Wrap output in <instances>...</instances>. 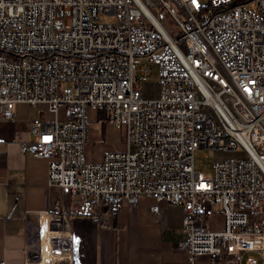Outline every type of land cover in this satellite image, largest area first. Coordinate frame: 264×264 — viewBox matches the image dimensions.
I'll list each match as a JSON object with an SVG mask.
<instances>
[{
  "label": "built area",
  "instance_id": "built-area-1",
  "mask_svg": "<svg viewBox=\"0 0 264 264\" xmlns=\"http://www.w3.org/2000/svg\"><path fill=\"white\" fill-rule=\"evenodd\" d=\"M139 62L159 67L153 98ZM19 104L54 116L20 147L48 160L64 199L116 215L151 198L158 221L161 204L179 207L189 264H264V0H0V119ZM91 110L127 131V150L96 164ZM200 150L220 155L212 177Z\"/></svg>",
  "mask_w": 264,
  "mask_h": 264
},
{
  "label": "crops",
  "instance_id": "crops-1",
  "mask_svg": "<svg viewBox=\"0 0 264 264\" xmlns=\"http://www.w3.org/2000/svg\"><path fill=\"white\" fill-rule=\"evenodd\" d=\"M41 109L43 116L19 104L13 121L0 119V264H28L37 236L38 264H189L179 249L185 240L181 208L161 204L158 221L150 213L156 201L142 198L136 207L102 214L49 186L48 160L25 155L20 147L35 142L34 123L54 121L45 106ZM53 215L63 221L55 226ZM98 217L102 221L94 222ZM224 261L202 257L198 264Z\"/></svg>",
  "mask_w": 264,
  "mask_h": 264
},
{
  "label": "rangeland",
  "instance_id": "rangeland-1",
  "mask_svg": "<svg viewBox=\"0 0 264 264\" xmlns=\"http://www.w3.org/2000/svg\"><path fill=\"white\" fill-rule=\"evenodd\" d=\"M101 20L104 22H115V19L112 17H101ZM67 25H70V20H67ZM137 66L139 71L143 66L150 67V76H141V81L139 82L138 87L144 91V95L147 98L155 97L159 90V67L148 62H139ZM41 120L44 119L41 118ZM89 121V136L85 148L86 158L89 163L96 164L102 162L106 152H125L127 150L126 128H116L106 119H103L100 115V112L94 110L89 112ZM218 157H220V155L213 151H198L195 157L196 171L204 174L205 177H212L213 165ZM224 157H228V155ZM219 213V209L216 208L215 214L210 217L209 222L212 229L216 231H219L222 228V215ZM34 243L37 245V247H35L33 253L30 254L28 264H38L39 262L40 236L35 237ZM77 253L78 248H76V254ZM248 256H246L244 261L247 260ZM253 256L260 260L257 254H253Z\"/></svg>",
  "mask_w": 264,
  "mask_h": 264
},
{
  "label": "bare ground",
  "instance_id": "bare-ground-1",
  "mask_svg": "<svg viewBox=\"0 0 264 264\" xmlns=\"http://www.w3.org/2000/svg\"><path fill=\"white\" fill-rule=\"evenodd\" d=\"M198 172V171H197ZM219 214H221V212L219 213ZM222 215V214H221ZM64 217L63 216H57V215H53V217H51V219L52 220H54L53 222H55V226L57 225V224H60L59 223V221H63L62 219H63ZM67 226V225H66ZM60 227V226H59ZM66 228V227H65ZM223 229V226H222V228H221V230ZM220 230V231H221ZM218 232V231H217ZM205 257V256H204ZM207 257H210V256H207ZM200 258H202V257H200Z\"/></svg>",
  "mask_w": 264,
  "mask_h": 264
}]
</instances>
